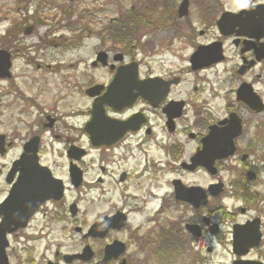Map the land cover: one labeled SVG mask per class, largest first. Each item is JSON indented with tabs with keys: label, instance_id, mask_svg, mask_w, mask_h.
I'll return each instance as SVG.
<instances>
[{
	"label": "flooded vegetation",
	"instance_id": "af4514ba",
	"mask_svg": "<svg viewBox=\"0 0 264 264\" xmlns=\"http://www.w3.org/2000/svg\"><path fill=\"white\" fill-rule=\"evenodd\" d=\"M9 11L0 264H264V0Z\"/></svg>",
	"mask_w": 264,
	"mask_h": 264
},
{
	"label": "rangeland",
	"instance_id": "374dc122",
	"mask_svg": "<svg viewBox=\"0 0 264 264\" xmlns=\"http://www.w3.org/2000/svg\"><path fill=\"white\" fill-rule=\"evenodd\" d=\"M11 5H14V0H0V40L9 27V15L11 12H8V10L10 9ZM37 38V35L34 34L33 36L27 37L26 40L29 42L32 40H37ZM8 120V113L0 109V131H7L5 125Z\"/></svg>",
	"mask_w": 264,
	"mask_h": 264
},
{
	"label": "water",
	"instance_id": "95a60500",
	"mask_svg": "<svg viewBox=\"0 0 264 264\" xmlns=\"http://www.w3.org/2000/svg\"><path fill=\"white\" fill-rule=\"evenodd\" d=\"M10 56L7 52L0 50V77L5 78L6 72H9Z\"/></svg>",
	"mask_w": 264,
	"mask_h": 264
},
{
	"label": "trees",
	"instance_id": "16d2710c",
	"mask_svg": "<svg viewBox=\"0 0 264 264\" xmlns=\"http://www.w3.org/2000/svg\"><path fill=\"white\" fill-rule=\"evenodd\" d=\"M4 39H5V37L3 36V37L1 38V40H0L1 45H2L3 48H4Z\"/></svg>",
	"mask_w": 264,
	"mask_h": 264
}]
</instances>
